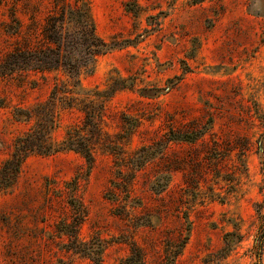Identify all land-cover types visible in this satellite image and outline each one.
<instances>
[{"label":"rangeland","instance_id":"rangeland-1","mask_svg":"<svg viewBox=\"0 0 264 264\" xmlns=\"http://www.w3.org/2000/svg\"><path fill=\"white\" fill-rule=\"evenodd\" d=\"M38 1L37 24L49 6ZM83 1L112 48L80 71L72 108L53 107L50 141L83 126L84 93L112 79L130 88L104 103L91 164L71 151L31 154L0 191V264H127L132 248L145 264H258L264 0ZM19 3L27 23L34 1ZM11 5L0 4V162L53 84L71 82L61 71L4 70L15 49L40 44L25 24L4 31Z\"/></svg>","mask_w":264,"mask_h":264},{"label":"trees","instance_id":"trees-1","mask_svg":"<svg viewBox=\"0 0 264 264\" xmlns=\"http://www.w3.org/2000/svg\"><path fill=\"white\" fill-rule=\"evenodd\" d=\"M33 1L34 4L28 8L30 13H24L27 19V23H24L15 16L16 6L22 2L21 7L25 9L31 0H11L12 5L8 8L9 22H6L4 31L8 35L19 34L22 25L25 24L28 32L40 37V44L29 49H15L7 56L8 61H6L4 70L29 68L35 73H40L42 79H45L48 73L61 71L68 75L71 82L53 84L49 91L48 102L45 106L36 107L35 126L28 128L12 142L7 158L0 162V191L7 190L13 185L20 173L22 163L31 154L52 155L57 152L71 151L79 154L88 164H91L94 156L90 141L91 138L100 139L102 129L99 123L102 121L104 103L110 100L117 91L130 88L125 80L112 79L113 84L108 90L84 93L88 101L83 103L86 107V109L83 107V126L67 131L66 138L59 144L50 141L49 133L55 127V116H57L53 114V107L59 103L63 109L72 108L77 100L72 94H79L73 92V89L79 86L77 77L80 71L91 66L96 56L105 54L112 46L97 36L88 5L83 0H49V6L39 24L35 19V12L38 11L40 1ZM1 3L7 4V0H0ZM36 26H39L38 30L34 29ZM29 42V40L23 41L24 44ZM95 100H99V104L95 105ZM17 114H19L18 111ZM25 114L27 118L31 117L29 111H25ZM80 131H86V134L82 135ZM69 202L73 204L72 201ZM263 243L264 221L256 238L258 264H260ZM126 262L127 264H145L138 248L131 249Z\"/></svg>","mask_w":264,"mask_h":264}]
</instances>
